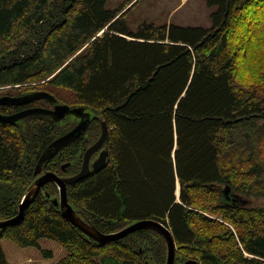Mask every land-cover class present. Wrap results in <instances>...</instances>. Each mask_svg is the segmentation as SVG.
Returning <instances> with one entry per match:
<instances>
[{"label": "trees", "instance_id": "1", "mask_svg": "<svg viewBox=\"0 0 264 264\" xmlns=\"http://www.w3.org/2000/svg\"><path fill=\"white\" fill-rule=\"evenodd\" d=\"M207 2L211 28L143 22L133 31L108 0H0V95L45 90L71 102L53 90L63 89L94 115L88 140L44 168L60 176L80 169L77 156L106 120V167L68 187L101 232L153 219L174 235L175 264H264V0ZM74 124L44 114L0 123V220L18 215L44 149ZM58 195L47 183L20 223L0 229V264H10L3 238L46 258L54 253L40 239H53L66 251L57 264H166L158 232L99 244L62 216Z\"/></svg>", "mask_w": 264, "mask_h": 264}, {"label": "water", "instance_id": "2", "mask_svg": "<svg viewBox=\"0 0 264 264\" xmlns=\"http://www.w3.org/2000/svg\"><path fill=\"white\" fill-rule=\"evenodd\" d=\"M48 99L52 102H56L57 98L45 90H37L33 93L21 95V96H12L4 95L0 97V106L1 105H24L28 104L34 100L38 99ZM33 114H44L51 117L55 122H60L68 115H74L80 118L78 124L72 128L70 131L66 132L63 135L55 138L47 147L44 149L41 154L35 169V175L40 174L43 171V168L46 167L47 163L64 147L68 144L79 138L89 127L91 120L94 118V115H91V112L88 111L84 106H75L72 107L69 104H56L54 108H43V107H29L13 114H4L0 110V123L2 124H14L21 119L31 116ZM101 123V134L98 140L93 143L85 152L84 161L81 170L70 176H60L56 172L45 170L41 175L36 178L31 185L24 192L22 201L19 208V213L13 218L0 220V229H3L9 225H15L20 223L24 216L26 210L38 197L39 193L43 190L44 186L49 183H55L59 188V195L52 198V202L55 206L60 207L62 216L70 221L73 225L77 226L82 230L90 239L96 241L99 244H105L112 240L122 239L129 234L142 230L150 229L161 234L167 244V260L166 264H175L176 257V242L174 235L171 229L160 221L153 219H142L135 221L126 227L122 228L119 231L113 233H103L101 232L80 210L75 208L72 203L69 201L68 197V186L78 182L79 180L87 177L92 171L101 170L106 167L108 162V156L110 154L109 148L105 147L100 151L97 158L91 161L92 155L99 150L105 141L107 140L109 134V126L105 119L99 118ZM70 163L63 164V169H66ZM47 196L50 197V193L45 191ZM180 193V190L177 191V194ZM148 255H145V259ZM145 264H154L153 261L147 259ZM182 264H200V261L195 258H190Z\"/></svg>", "mask_w": 264, "mask_h": 264}, {"label": "rangeland", "instance_id": "3", "mask_svg": "<svg viewBox=\"0 0 264 264\" xmlns=\"http://www.w3.org/2000/svg\"><path fill=\"white\" fill-rule=\"evenodd\" d=\"M107 5L112 10L122 8L121 14L126 12L124 18L133 31H137L143 22L156 25L174 24L211 28L213 25L211 14L216 9V7L209 6L207 0H108ZM53 90L59 93L61 97L71 101L64 103L73 105L72 101L75 97L72 93L58 88ZM2 92L4 91L0 93ZM99 131L100 136L101 128ZM2 243L10 255L12 249L18 248L23 251V255L19 256V261H22V264H54L66 254L64 248L57 241L50 238L40 239V244L44 249L54 251V256L47 258L36 246L22 247L9 238H3ZM59 249H61L60 252Z\"/></svg>", "mask_w": 264, "mask_h": 264}, {"label": "flooded vegetation", "instance_id": "4", "mask_svg": "<svg viewBox=\"0 0 264 264\" xmlns=\"http://www.w3.org/2000/svg\"><path fill=\"white\" fill-rule=\"evenodd\" d=\"M33 92H35V91H33ZM33 92H29V93H33ZM28 93V94H29ZM4 96V95H3ZM1 97V96H0ZM39 100V99H38ZM35 102H36V100H34V101H32V102H30V103H28V104H24V105H12V106H26L25 108H29V107H40V106H36V105H34L35 104ZM58 102H62V101H58V100H56V102H54V104H53V106H52V108H54V106L56 105V104H63V103H58ZM2 106H6V105H1L0 107H2ZM72 107H75L74 105H72ZM25 108H21V109H19V110H17V111H15V112H18V111H20V110H23V109H25ZM52 108H49V109H52ZM15 112H12V113H4V114H13V113H15ZM34 115V114H33ZM74 120L75 121V124L73 125V127L72 128H74L77 124H78V122L80 121V118H78V117H76V116H74V115H68L67 117H66V119H64V120H62V121H60V122H56V123H61V122H65L66 120ZM71 128V129H72ZM70 129V130H71ZM88 129V128H87ZM69 130V131H70ZM87 131V130H86ZM86 131L79 137V138H77V139H81V137H85V139L86 140H88V136L85 134L86 133ZM68 132V131H67ZM65 134V133H64ZM100 136L98 135V138H99ZM98 138L93 142V143H95L97 140H98ZM76 139V140H77ZM107 141V140H106ZM106 141H105V143L103 144V146L99 149V150H97L93 155H92V158H91V161L92 160H94L95 158H97L98 157V155H99V153H100V151L101 150H103L105 147H108V145H107V143H106ZM93 143H91L90 145H88L83 151H81V155H82V157H78L77 156V160L79 161L80 159H81V161H80V164H81V167H80V169L77 171V172H75V173H73V175L74 174H76V173H78L80 170H81V168H82V165H83V161H84V155H85V152H86V150L88 149V147H90ZM109 148V147H108ZM61 151V150H60ZM109 151H110V149H109ZM110 155V154H109ZM109 157V156H108ZM65 163H70L69 161H66V162H63L62 163V165L63 164H65ZM62 165H61V167H62ZM68 167V166H67ZM66 167V168H67ZM62 169H63V167H62ZM64 171H65V169H63ZM45 171V169H43V171L41 172V173H43ZM92 172H94V171H92ZM91 172V173H92ZM41 173L40 174H38V175H36V177L38 178L40 175H41ZM72 185V184H71ZM69 187V186H68Z\"/></svg>", "mask_w": 264, "mask_h": 264}, {"label": "crops", "instance_id": "5", "mask_svg": "<svg viewBox=\"0 0 264 264\" xmlns=\"http://www.w3.org/2000/svg\"><path fill=\"white\" fill-rule=\"evenodd\" d=\"M3 240V239H2ZM3 245V243H2ZM4 251L6 253L7 259L9 261L10 264H22V261H19V256H22V250H19L18 248L16 249H12L11 250V255L8 253V251L5 249L4 245H3ZM61 251V249H59V252ZM54 253V251H53ZM54 256V255H53ZM52 256V257H53ZM61 260V259H60ZM59 262V261H58ZM58 262L54 263L57 264Z\"/></svg>", "mask_w": 264, "mask_h": 264}]
</instances>
